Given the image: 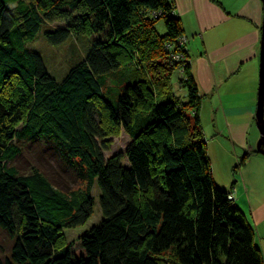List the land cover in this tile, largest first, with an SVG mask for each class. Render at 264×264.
Listing matches in <instances>:
<instances>
[{"label": "trees", "instance_id": "trees-1", "mask_svg": "<svg viewBox=\"0 0 264 264\" xmlns=\"http://www.w3.org/2000/svg\"><path fill=\"white\" fill-rule=\"evenodd\" d=\"M56 20L65 25L44 28ZM41 28L53 45L94 35L60 80L28 47ZM182 31L172 0H0V231L10 242L0 264H264L254 228L214 180L202 96L174 57L188 56ZM117 129L130 142L104 156ZM43 154L80 186L55 183L36 164ZM94 185L101 220L77 236L76 254L64 231L91 216Z\"/></svg>", "mask_w": 264, "mask_h": 264}, {"label": "crops", "instance_id": "crops-1", "mask_svg": "<svg viewBox=\"0 0 264 264\" xmlns=\"http://www.w3.org/2000/svg\"><path fill=\"white\" fill-rule=\"evenodd\" d=\"M172 2L182 23L191 72L202 96L199 117L210 161L214 157L209 147L214 145L232 150L233 162L244 153L248 154L246 162L255 159L256 164L264 165V155L257 151L259 132L258 138L252 137L259 85L262 0ZM255 163L249 170L243 168L242 184L235 180L233 195L239 204L248 193L245 202L251 220L246 218L254 228V241L257 236L264 243L263 184L249 182L252 170L259 171ZM249 188L254 189L252 196Z\"/></svg>", "mask_w": 264, "mask_h": 264}, {"label": "rangeland", "instance_id": "rangeland-1", "mask_svg": "<svg viewBox=\"0 0 264 264\" xmlns=\"http://www.w3.org/2000/svg\"><path fill=\"white\" fill-rule=\"evenodd\" d=\"M64 25H65L64 20H56L52 23L44 25V28L46 27L55 28ZM156 29L159 33H163L164 28H163V22L161 20L156 23ZM44 30L46 29L41 28L40 32L36 34L35 38L28 43V47L36 51L38 54H40L49 73H51L52 76L55 77L57 80H60L65 76V74L69 71V69L77 61L79 62L83 58V56L87 53L90 46L89 45L90 41L92 40L94 35L70 36L65 42L61 44L53 45L45 40L43 36ZM179 39L183 43V45H185L186 38L183 35V33ZM186 53L188 54L187 49H186ZM174 57L175 60H181L184 58L190 64L188 56L187 57L183 56L182 53L175 54ZM182 72H183V67H181L180 69L174 72L173 79L179 80L182 76ZM178 80H174V81H178ZM178 82L174 83L175 90L177 92H180L179 89L180 83ZM200 108H201V104L199 109ZM253 126H254L253 130H255V133L253 134L252 137L255 138V136H257V132L259 131L255 123ZM106 131L109 130L107 129ZM105 141L107 144H109V150H104L103 155L110 156L118 152L123 153L126 149V146L130 142V138L124 131H122L121 129H117L116 131L113 132V134L109 133V136L105 138ZM209 153H211L212 156L214 157V159L211 161V165H212L211 167L213 170V176L215 182L220 187L230 189V192L234 194L233 191H234L235 180L239 181L242 184L243 181L242 175L245 174L243 168L246 166L247 170L251 169L252 166H254L256 160L253 159L250 160V162L244 161V163L240 165L241 158H239L234 162L232 161V150L229 151L227 148L226 149L216 148L214 145H210ZM246 156L248 157V154H246ZM35 157L36 156H32L31 162L34 163L33 160H36V158L41 159V161L36 162V164L39 167H41V169H43L46 172V174L55 183L60 184V186L62 187H67V186L77 187V185L80 186V183L77 181L78 179L76 180L75 178V174H73L71 171L66 169V165H65L66 163L64 161L61 162L57 161L49 154L47 155L43 154V156L41 157L40 156L36 158ZM17 164L21 166L20 168L22 169L25 168L23 167L25 166V164H22L20 161H18ZM256 167H259V171L255 169L252 170V175L250 177L251 179H249V182L251 180H254L253 183H258V184L262 182L263 184L262 189H264V165L256 164ZM231 180H233L234 182L231 183ZM249 189L252 196L254 194L253 192L254 189L252 188ZM92 194L94 196V206L91 216L87 219V221L84 224L79 225L75 228H66L64 231L65 235L67 236V239L73 242L71 248L73 252L76 254H79L81 250L77 241V236L88 230L91 226L98 224L101 220L100 207L98 203L99 188L97 187V185L93 186ZM248 197H249L248 193L245 192L243 197L239 201V204L237 205L239 206L241 211L246 215V217L249 220H251V215L245 202L246 200H248L247 199ZM255 242L261 250L264 261V243L260 242L257 236L255 238ZM9 245L10 242L6 234L0 231V257L8 254Z\"/></svg>", "mask_w": 264, "mask_h": 264}, {"label": "water", "instance_id": "water-1", "mask_svg": "<svg viewBox=\"0 0 264 264\" xmlns=\"http://www.w3.org/2000/svg\"><path fill=\"white\" fill-rule=\"evenodd\" d=\"M263 4V20L261 26L260 41V68H259V85L257 89V107H256V126L260 137L257 143V151L264 155V0Z\"/></svg>", "mask_w": 264, "mask_h": 264}, {"label": "built area", "instance_id": "built-area-1", "mask_svg": "<svg viewBox=\"0 0 264 264\" xmlns=\"http://www.w3.org/2000/svg\"><path fill=\"white\" fill-rule=\"evenodd\" d=\"M228 198H230V199H234V195H233V193L230 192V193L228 194Z\"/></svg>", "mask_w": 264, "mask_h": 264}]
</instances>
